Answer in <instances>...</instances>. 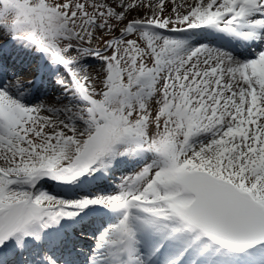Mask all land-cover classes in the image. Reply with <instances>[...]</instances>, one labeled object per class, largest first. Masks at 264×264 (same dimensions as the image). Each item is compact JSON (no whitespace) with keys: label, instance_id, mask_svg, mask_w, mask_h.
<instances>
[{"label":"snow or ice","instance_id":"snow-or-ice-1","mask_svg":"<svg viewBox=\"0 0 264 264\" xmlns=\"http://www.w3.org/2000/svg\"><path fill=\"white\" fill-rule=\"evenodd\" d=\"M0 264H264V0H0Z\"/></svg>","mask_w":264,"mask_h":264}]
</instances>
